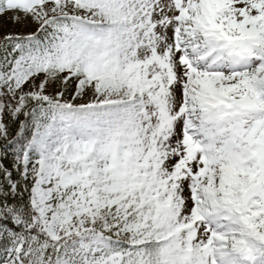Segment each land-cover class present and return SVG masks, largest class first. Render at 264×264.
Listing matches in <instances>:
<instances>
[{
  "label": "snow or ice",
  "instance_id": "6c2138e0",
  "mask_svg": "<svg viewBox=\"0 0 264 264\" xmlns=\"http://www.w3.org/2000/svg\"><path fill=\"white\" fill-rule=\"evenodd\" d=\"M0 264H264V0H0Z\"/></svg>",
  "mask_w": 264,
  "mask_h": 264
},
{
  "label": "rangeland",
  "instance_id": "374dc122",
  "mask_svg": "<svg viewBox=\"0 0 264 264\" xmlns=\"http://www.w3.org/2000/svg\"><path fill=\"white\" fill-rule=\"evenodd\" d=\"M6 31H20V29H14V28H12V26L9 24V25H7V27H6Z\"/></svg>",
  "mask_w": 264,
  "mask_h": 264
}]
</instances>
